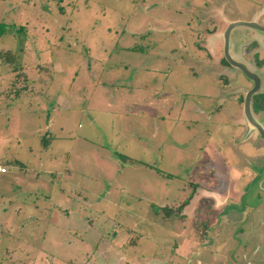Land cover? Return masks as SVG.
Listing matches in <instances>:
<instances>
[{
  "label": "rangeland",
  "instance_id": "rangeland-1",
  "mask_svg": "<svg viewBox=\"0 0 264 264\" xmlns=\"http://www.w3.org/2000/svg\"><path fill=\"white\" fill-rule=\"evenodd\" d=\"M263 10L0 0V52L29 81L9 93L22 83L0 57V264H264V142L246 137L239 99L251 82L220 63L227 23ZM261 37L235 27L231 54ZM220 171L247 184L242 222L214 214Z\"/></svg>",
  "mask_w": 264,
  "mask_h": 264
},
{
  "label": "flooded vegetation",
  "instance_id": "flooded-vegetation-1",
  "mask_svg": "<svg viewBox=\"0 0 264 264\" xmlns=\"http://www.w3.org/2000/svg\"><path fill=\"white\" fill-rule=\"evenodd\" d=\"M234 21H239V20H234ZM234 21L228 22L226 27H225V29L221 33V40H222V48L223 49H222V57L220 59V63L223 64L224 66H230L233 69H236V70L240 71L251 82L250 87L245 91L244 95L242 97H239L240 103H241V107H242L241 112H242L243 118H244L243 119L244 123L241 126L243 128L246 126V130L249 131L252 134H253V132H256L258 134V136L261 138L262 142H264V135H262L256 128L251 127L247 123V120L245 119V116H244V113H243L244 96L247 93V91H249L250 89H252L255 86V82L253 80H251L250 78H248L245 75V73L239 67L234 66L233 64H231L230 61L228 60V58L226 57V54H225L224 33H225L229 23L234 22ZM241 21H246V20H241ZM247 21L253 22L256 25L263 27L264 26V10L259 12L257 15H255L254 18H251L250 20H247ZM238 26L248 27V29H251L254 32H258V33L262 34L261 38L264 39V29H260V28H257V27H251V26H245V25H238ZM238 26H235V27H238ZM234 28H232V30L230 31V34H229L228 55L233 61H235L236 63H238V64L242 65L243 67H245L248 71H250L252 74H254L256 76V78L258 79V82H259L258 91L251 95V111H252L253 117L260 123V125L262 126V129L264 131V124H263L264 110H260L258 112H255L253 110V108H252V97L255 94H264V87H263L262 79L257 74V71L258 70L260 71L263 68V66H264V42L257 41V39H255V38L254 39L253 38L252 39H250V38L247 39L246 41L242 42L243 46H242L241 52L239 54L240 58H236L230 52L231 33H232ZM251 63L256 68L252 69L250 67ZM263 146H264V143H263L262 147ZM263 163L264 162L261 163V167H262V169L264 171V164ZM225 169L226 168H224L223 170L225 171ZM260 172L261 171H259V173ZM220 175H221L222 178L221 179L216 178V183L214 182L215 185L214 186H212V184L210 185V187H211L210 188L211 189L210 193L212 194V196H214L218 200V204L216 202V204L214 205L217 208L214 211V214L216 213L219 217L224 215L225 218H227V219H229L231 221H240V222H242L243 219H244V215H243L242 207L238 206V201L241 199V197H242L241 195L244 193L243 191H244V188H246L247 184H245L242 188L238 189L236 187V185L239 182L240 178H232V177H230V174L228 172H221ZM248 175L252 176V174L251 175L248 174ZM194 183L196 184L195 189L199 188L200 185H201L199 182H194ZM230 183L232 184V186H231ZM231 187H233V189H231ZM213 189L215 190V192H212ZM193 193H192V195H193ZM208 209H211V207L208 208ZM173 214H176V213H173ZM195 220L199 221V219H195ZM202 223H206V221L200 220L199 224L201 225Z\"/></svg>",
  "mask_w": 264,
  "mask_h": 264
},
{
  "label": "trees",
  "instance_id": "trees-1",
  "mask_svg": "<svg viewBox=\"0 0 264 264\" xmlns=\"http://www.w3.org/2000/svg\"><path fill=\"white\" fill-rule=\"evenodd\" d=\"M0 57L1 59H3L4 61L9 62L10 64H12V71L14 72V76L17 79H14L13 82V86H16L17 83H22V85L20 87H17L15 89L10 88L9 93L18 96L19 93L22 90H26V87L28 86V79H27V75L25 74V71L23 70V67L21 65H17V58L16 55L10 51H1L0 52ZM252 108L255 112H258L260 110H264V94H255L252 97ZM17 162V161H15ZM196 186L195 183H193V189ZM192 193L185 199L183 200L179 205H177L175 208H169V207H164V214L166 216H170L172 213H180L181 210L183 209V207L185 205L188 204L190 198H191ZM197 221V220H194ZM206 228V226H204L203 228L201 227V225L199 224V222H195L194 224V230H195V235L196 237H202L204 234V229Z\"/></svg>",
  "mask_w": 264,
  "mask_h": 264
},
{
  "label": "water",
  "instance_id": "water-1",
  "mask_svg": "<svg viewBox=\"0 0 264 264\" xmlns=\"http://www.w3.org/2000/svg\"><path fill=\"white\" fill-rule=\"evenodd\" d=\"M238 25L257 27V28H260V29H264V26L262 27V26H258L256 24H254L253 22L239 20V21H234V22L229 23V25H228L225 33H224L226 57L228 58V60L230 61L231 64H233L234 66L239 67L245 73V75L248 78H250L251 80H253L255 82V86L252 89H250L249 91H247V93L244 96L243 113H244L245 119L247 120V123L251 127L256 128L262 135H264V131L262 129V126L253 117L252 111H251V95L258 91V88H259L258 79L256 78V76L254 74H252L250 71H248L245 67H243L242 65H240V64L236 63L235 61H233L228 55L229 34H230V31L232 30V28H234L235 26H238Z\"/></svg>",
  "mask_w": 264,
  "mask_h": 264
},
{
  "label": "crops",
  "instance_id": "crops-1",
  "mask_svg": "<svg viewBox=\"0 0 264 264\" xmlns=\"http://www.w3.org/2000/svg\"><path fill=\"white\" fill-rule=\"evenodd\" d=\"M245 133H246V137L248 136V135H250V132L249 131H245ZM252 134V133H251ZM209 165V164H208Z\"/></svg>",
  "mask_w": 264,
  "mask_h": 264
},
{
  "label": "built area",
  "instance_id": "built-area-1",
  "mask_svg": "<svg viewBox=\"0 0 264 264\" xmlns=\"http://www.w3.org/2000/svg\"><path fill=\"white\" fill-rule=\"evenodd\" d=\"M0 171L2 172V171H4V169H0Z\"/></svg>",
  "mask_w": 264,
  "mask_h": 264
}]
</instances>
